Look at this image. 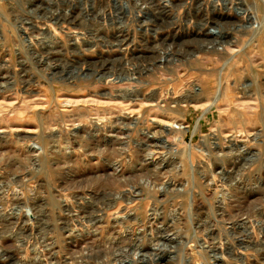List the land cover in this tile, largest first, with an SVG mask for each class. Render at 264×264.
I'll return each instance as SVG.
<instances>
[{
    "label": "rangeland",
    "instance_id": "374dc122",
    "mask_svg": "<svg viewBox=\"0 0 264 264\" xmlns=\"http://www.w3.org/2000/svg\"><path fill=\"white\" fill-rule=\"evenodd\" d=\"M221 255L264 264V0H0V264Z\"/></svg>",
    "mask_w": 264,
    "mask_h": 264
},
{
    "label": "bare ground",
    "instance_id": "6f19581e",
    "mask_svg": "<svg viewBox=\"0 0 264 264\" xmlns=\"http://www.w3.org/2000/svg\"><path fill=\"white\" fill-rule=\"evenodd\" d=\"M161 1V0H160ZM171 1V0H170ZM168 2H169V0H168ZM163 3H166V1L165 2H163ZM159 4H161V3H159ZM165 5V4H164ZM161 6V5H160ZM163 6V5H162ZM167 6H168V4H167ZM53 16V15H52ZM221 17V16H220ZM206 27V26H205ZM204 29V28H203ZM205 30V29H204ZM206 32H207V34H210L211 35V38L213 39V40H216V36H214L213 34H212V32H210L209 31V29L207 28L206 30H205ZM203 32V31H202ZM200 34V33H199ZM206 34V33H205ZM203 35V34H202ZM75 40V42L76 41H78V37H75L74 38ZM217 83V82H216ZM220 84V83H219ZM217 85V84H216ZM220 85H218V87H219ZM137 89V88H136ZM155 89V88H154ZM219 89V88H218ZM193 90V89H192ZM217 91V90H216ZM256 91V90H255ZM192 92V91H191ZM154 93V92H153ZM197 94V91H195V92H193V93H191V94H188V93H185V94H182V95H180L179 97V99H176L175 101H191V100H193V99H196L195 97H190L192 94ZM107 94H108V92H107ZM136 94V93H135ZM111 95V94H110ZM131 95V94H130ZM153 95V94H152ZM119 96H121V97H130L129 95H127V92H122V93H120L119 94ZM219 96H220V93L219 92H216V95H214L213 97H212V99H211V103H215L217 100H218V98H219ZM148 99H150L149 101H154V100H156V97H154V95L153 96H151V95H149L148 96ZM209 99V98H208ZM197 100V99H196ZM157 101V100H156ZM208 108V107H207ZM206 108V109H207ZM208 110V109H207ZM3 114V113H2ZM51 137V136H50ZM71 143V142H70ZM36 144V143H35ZM76 193V192H75ZM90 193V192H89ZM127 196V195H126ZM83 197V196H82ZM116 197V196H115ZM127 198V202H129V197L127 196L126 197ZM125 198V199H126ZM90 216H91V214H90ZM243 222V221H242ZM220 253V252H219ZM218 261H220V264L222 263V264H224V256L223 255H221L220 257H218ZM226 263V262H225Z\"/></svg>",
    "mask_w": 264,
    "mask_h": 264
}]
</instances>
